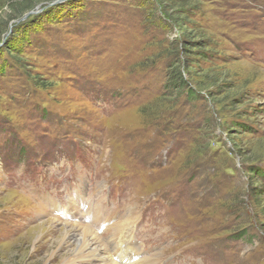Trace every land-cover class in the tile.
I'll list each match as a JSON object with an SVG mask.
<instances>
[{
  "label": "rangeland",
  "instance_id": "1",
  "mask_svg": "<svg viewBox=\"0 0 264 264\" xmlns=\"http://www.w3.org/2000/svg\"><path fill=\"white\" fill-rule=\"evenodd\" d=\"M77 226L264 264V0H0V264Z\"/></svg>",
  "mask_w": 264,
  "mask_h": 264
},
{
  "label": "bare ground",
  "instance_id": "2",
  "mask_svg": "<svg viewBox=\"0 0 264 264\" xmlns=\"http://www.w3.org/2000/svg\"><path fill=\"white\" fill-rule=\"evenodd\" d=\"M47 221L53 222L51 219ZM64 225L66 226L67 224ZM104 225L106 226V223L102 224V226ZM77 228L80 230L79 234L70 233L65 227L60 228L59 236H63V241L58 240V238L52 242H56L59 246L64 243L72 244V247L68 248L61 257V264H86V262L91 264H121L119 260L121 258L125 259L123 264H150L149 260L139 258L140 253L131 252L130 246H127L125 242V233L123 232L117 249L121 250V252L115 259L113 256L104 257L102 255L104 247L101 245V241L96 234L90 230L91 228L89 229L86 226H77ZM53 254L54 251L50 253V256ZM87 258L88 260H86Z\"/></svg>",
  "mask_w": 264,
  "mask_h": 264
}]
</instances>
